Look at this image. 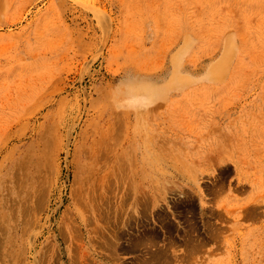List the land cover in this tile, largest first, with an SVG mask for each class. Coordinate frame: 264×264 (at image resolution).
<instances>
[{
  "label": "rangeland",
  "instance_id": "1",
  "mask_svg": "<svg viewBox=\"0 0 264 264\" xmlns=\"http://www.w3.org/2000/svg\"><path fill=\"white\" fill-rule=\"evenodd\" d=\"M144 260L264 264V0H0V264Z\"/></svg>",
  "mask_w": 264,
  "mask_h": 264
},
{
  "label": "bare ground",
  "instance_id": "2",
  "mask_svg": "<svg viewBox=\"0 0 264 264\" xmlns=\"http://www.w3.org/2000/svg\"><path fill=\"white\" fill-rule=\"evenodd\" d=\"M157 92H158V88L156 87V85L152 84L150 82H140V83H136L130 87V93L138 96L137 102H138V105L140 108L148 107L149 104H151L155 100V97H156L155 95ZM132 104H133V102H132ZM144 262H145V260H144ZM148 264H150V263H148Z\"/></svg>",
  "mask_w": 264,
  "mask_h": 264
}]
</instances>
